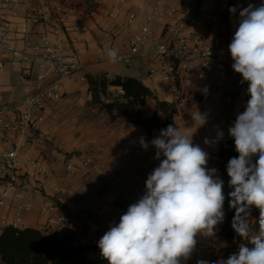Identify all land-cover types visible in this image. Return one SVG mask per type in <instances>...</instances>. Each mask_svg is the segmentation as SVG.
Masks as SVG:
<instances>
[{"label": "built area", "instance_id": "obj_1", "mask_svg": "<svg viewBox=\"0 0 264 264\" xmlns=\"http://www.w3.org/2000/svg\"><path fill=\"white\" fill-rule=\"evenodd\" d=\"M147 6L130 11L124 23L113 27L118 31H128L137 18L143 15V23L128 39L124 52H117V62L130 65L148 46L155 47L147 67L146 77L162 83L158 92L169 98L174 108V123L193 134L191 127V105L200 100L201 112L221 101L226 102L223 114L229 115L238 96L228 87L232 67L228 60V46L236 29L239 11L249 3L259 5L264 0H151ZM236 7L235 14L229 8ZM78 10L67 0H0V69L7 64L19 67L22 81L32 83L35 90L23 97L0 106V206L11 194L30 197L33 193L50 189L58 195L59 188L53 184L57 178L53 163L42 157L28 154L31 146L40 141L45 130L46 110L63 98L60 79L77 75L82 70L80 54L63 40L66 29L81 30L82 24L66 25V18ZM87 15V14H86ZM22 16L30 24H44L50 27L54 39L43 35L40 40L25 34L21 40L17 36L15 21ZM115 18V12L108 14ZM116 36L115 31L109 33ZM108 52L102 60L110 61ZM34 72H37L33 77ZM49 74L56 76L50 80ZM85 80V74L77 76ZM123 94L124 91L122 90ZM74 117V115H72ZM57 146L54 157L62 164L65 172L74 178L89 175L108 176L110 168L104 156V147L95 144L84 152H64ZM143 148L135 143V154ZM132 156L128 155L127 159ZM120 179L119 176L116 177ZM40 208L47 217L44 233H54L81 237L86 243L97 244L101 237L91 230L94 215L107 214L110 223H118L126 212V206L116 190L106 192L95 211L84 203L73 199H61ZM28 201L19 204L11 222L3 219V225L21 228L22 212L29 211ZM200 239L208 237L197 235ZM207 243L199 242L196 249H209Z\"/></svg>", "mask_w": 264, "mask_h": 264}, {"label": "crops", "instance_id": "obj_2", "mask_svg": "<svg viewBox=\"0 0 264 264\" xmlns=\"http://www.w3.org/2000/svg\"><path fill=\"white\" fill-rule=\"evenodd\" d=\"M67 1L75 4L78 10L74 15L66 18V25L82 24V27L81 30L66 29L61 38L70 48L80 54L82 70L73 77L59 80L63 98L45 112L44 127L50 128L51 131L45 130L40 141L28 150L30 156L42 157L54 164L57 178L54 179L53 184L59 188V193L54 195L48 188L47 191L33 193L30 197L11 194L5 204L0 206V234L5 228L1 221L6 219L11 222L16 207L26 201L32 204V208L22 212L21 228L32 227L41 231L46 229L47 217L40 212V208L54 203L60 204L61 199L78 200L96 211L103 195L116 190L120 193V198L127 210L130 204L136 202L144 194L147 176L159 164V161L154 159L155 149L151 146L148 150L143 149L140 154H135V143H139L141 137H144L146 141H151L159 134V131L154 130L151 135H148L141 125L131 123L124 117H117L111 121L113 112L94 103L87 78L88 75L102 74H106L110 78L115 76L135 77L149 87L159 100L169 102V98L158 92L162 83L146 77L147 64L152 59V46L146 47L130 65L102 60V54L110 49H115L117 52L127 50L128 39L138 31L143 23V15L137 18L135 24L128 31H118L113 27L117 22L124 23L128 13L138 7L148 5L145 10H149L151 0ZM111 12H115V18L108 17ZM15 21L18 27L17 36L20 40L25 34L33 36L36 40H40L43 35L48 39L55 38L47 25L30 24L22 16H17ZM233 27L236 29L238 23L234 22ZM111 30L115 31L116 36H113L112 32L109 33ZM228 56L229 63L232 65L231 55ZM36 73L34 72L33 77ZM82 73L86 76L85 80L77 78ZM49 79H56V76L49 74ZM241 79L240 74L235 73L232 69L228 87L237 94L238 99L229 115L216 117V113L223 114L226 109V102L221 101L217 106L212 105L204 111L208 114V123L205 126L198 129L192 127L197 139L195 144H199L209 153L210 158L207 165L209 169H214L213 164L217 159L221 144L231 139L227 129L234 121L236 113L244 110L243 105L249 98L246 95L248 85L247 83L241 84ZM34 90L35 86L32 83L22 81L19 67L7 64L5 68L0 69V106L23 97L27 93H32ZM109 90L113 95H123L121 87L112 86ZM196 108L202 110L200 100L191 105L192 111H195ZM142 109L147 116H151L156 111V100L148 97ZM159 116L164 118L162 113H159ZM216 126L224 131V139L215 146L205 145L204 138L214 137ZM60 144L64 152H84L95 144L102 145L110 168L109 175L92 174L85 178H74L68 175L62 164L53 156ZM128 155L132 157L127 159ZM117 176L120 177L119 180L116 179ZM224 222L218 225L215 237H208L205 240L196 237L197 243L209 244L208 250L195 248L191 257L186 261L182 260L181 264H197L199 260L208 261L209 264H218L220 260H223V252L228 246L221 236ZM110 224L107 214L95 213L91 232L102 237ZM59 233L63 235L64 230H59ZM73 243L82 244L85 241L81 237H74Z\"/></svg>", "mask_w": 264, "mask_h": 264}, {"label": "clouds", "instance_id": "obj_3", "mask_svg": "<svg viewBox=\"0 0 264 264\" xmlns=\"http://www.w3.org/2000/svg\"><path fill=\"white\" fill-rule=\"evenodd\" d=\"M236 11L229 8L232 14ZM237 23L228 51L240 83L248 85L249 98L227 129L238 153L229 159L227 174L232 189L228 205L235 210L231 227L240 242L218 264H264V2L243 7ZM107 55L111 62L119 59L115 49ZM190 116L196 129L208 123V114L198 108ZM192 137L170 124L151 141L140 138L144 150L155 149L159 164L148 174L144 194L99 239L100 256L107 264H181L195 250L198 234L216 236L225 219L224 182L207 167L209 153ZM224 137L216 126L215 136L205 137L204 144L218 145ZM253 207L260 212L258 232L253 229Z\"/></svg>", "mask_w": 264, "mask_h": 264}, {"label": "trees", "instance_id": "obj_4", "mask_svg": "<svg viewBox=\"0 0 264 264\" xmlns=\"http://www.w3.org/2000/svg\"><path fill=\"white\" fill-rule=\"evenodd\" d=\"M94 103L101 108L113 112L111 121L117 117H124L129 122L141 125L148 135L154 130L160 131L174 123L173 104L161 101L154 92L145 86L139 79L131 76L108 77L106 74L87 76ZM121 87L123 95H113L109 88ZM148 97L156 100V111L147 116L142 107ZM162 113L164 118L159 116ZM238 156L235 151L234 140L231 138L221 144L217 159L213 167L216 174L223 180V193L226 197L224 203L225 222L221 229V236L228 243L222 258L227 259L235 252L240 238L231 227L235 214L229 209L228 193L230 177L227 174V163L230 158ZM260 212L253 207L251 218L254 231L259 230ZM74 236L54 233L47 236L44 231L37 228H16L5 226L0 234V264H107L100 256L97 244H74ZM250 248L253 245H248Z\"/></svg>", "mask_w": 264, "mask_h": 264}, {"label": "rangeland", "instance_id": "obj_5", "mask_svg": "<svg viewBox=\"0 0 264 264\" xmlns=\"http://www.w3.org/2000/svg\"><path fill=\"white\" fill-rule=\"evenodd\" d=\"M152 52H153V53L155 52V47H153ZM149 63H150V62H149ZM149 63L147 64V67H148Z\"/></svg>", "mask_w": 264, "mask_h": 264}]
</instances>
